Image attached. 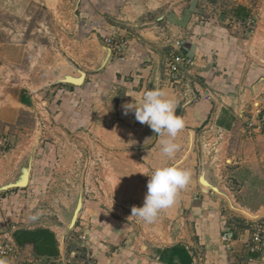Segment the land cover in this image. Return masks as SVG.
Instances as JSON below:
<instances>
[{
  "label": "rangeland",
  "instance_id": "1",
  "mask_svg": "<svg viewBox=\"0 0 264 264\" xmlns=\"http://www.w3.org/2000/svg\"><path fill=\"white\" fill-rule=\"evenodd\" d=\"M223 4L0 0V256L16 255L7 247L16 228L49 227L62 255L45 264H143V256L157 248L165 258L182 254V264L264 261V191H233L225 170L233 164L224 163L228 149L215 116L195 128V154L188 134L190 144L180 143L170 160L160 151L158 133L138 122L134 109L124 114L123 105L135 102L132 96L157 86L168 93L175 89L171 60L183 56L189 41L200 46L191 66L215 76L220 54L245 59L243 66H227L235 71L232 81L222 82L224 93L212 80L211 88L221 95L199 93L216 112L236 108L231 122L234 130L239 126L236 133L264 136V82L258 80L264 78V0L243 2L249 15L242 22L221 17ZM205 54L214 61L196 64ZM236 70L247 75L239 93ZM196 81L204 84L203 77ZM180 159L192 172L185 191L199 190L193 187L204 168L218 170L215 180L223 193L212 195L214 208L194 214V208L175 203L151 224L131 217L132 206L144 205L148 175ZM26 178L25 187L5 189ZM252 181L257 178L245 183ZM181 191L177 198L183 201ZM225 233L231 237L227 244Z\"/></svg>",
  "mask_w": 264,
  "mask_h": 264
},
{
  "label": "crops",
  "instance_id": "2",
  "mask_svg": "<svg viewBox=\"0 0 264 264\" xmlns=\"http://www.w3.org/2000/svg\"><path fill=\"white\" fill-rule=\"evenodd\" d=\"M219 1H221V3L224 2V4L226 5L225 6L223 4V8H222L223 11L220 14L221 17L224 18L229 17L233 21H241V22L247 20L249 12L247 10L246 4H243V2H248V0H219ZM195 45L196 44L190 43L189 41L183 44V55H187L191 57L194 61L195 59L199 58V57L196 58V56L200 50V46L197 47ZM220 48H222V46H220ZM226 54L227 53L220 54L218 58H215V61L217 62L218 66H220L218 69L220 71L219 76H215V74H211L212 73L211 71L208 72L207 69L205 70L203 68H200L199 66L198 67L190 66L185 68L181 67V71L179 72V75L177 76L176 79V82L179 83H177L178 85L174 87L175 89L169 91L170 95L174 96L179 102L176 110L177 114L181 115L185 120V128L179 133L177 137V142L180 144L185 141H188V145H189L190 140L189 139L187 140V135L188 134L189 136L192 135L193 141L191 143L192 148L190 152L192 151L193 153L191 152V154H195L194 151L197 148L196 143L198 141L197 138H195L196 136L195 128L202 127V125L207 124V122H209L211 117L212 119H214L213 117L215 116V120H213L214 125L217 128L223 129L224 131L223 135L225 137L224 142L226 143L227 145L226 147L228 149L225 155L227 157L223 156L225 157L224 163L226 165L233 164L232 166H230V168L225 169L226 172H228L227 178L229 177L228 179L230 183L233 184L234 182L235 184L233 185V191L236 193H243L245 189L246 191H249V187H250V191L261 193V191H264V189L261 190V187L264 185V136H255L252 139H248L244 137L242 133L241 134L239 132L236 133L237 131L236 129L239 126H237L235 130L233 129V127L231 128V122L235 116L233 115V112H236V108L232 109L231 111L229 110V108H224V110L216 112L215 109L213 110V108H210L211 104L210 102H208L207 97H202L201 93H199L204 91L205 94L207 93L206 96L208 94L212 96L221 95L216 93L213 85L211 88L210 85L212 82L209 81L212 80L219 82V84H221L222 86L220 93H222L224 91V85H222V82L226 81L227 83V81H232L231 76L233 75V71H235V69H232L227 66L245 65L244 62L245 59H242L240 57L231 58L226 56ZM145 57H148V54H145ZM208 57L210 60H208ZM212 60L214 61L212 56L205 54L203 60H201L200 62L199 60H197L195 63L196 64L200 63L201 65L202 64L207 65V63L210 64ZM221 67H226L225 68L226 70L224 71ZM260 70L262 73L261 75H264V68ZM259 71L258 69H256L257 73ZM236 72L239 71L236 70ZM237 75L238 76L237 78H235V80H237V83L239 82V86H237L236 91L239 93V87L241 84L240 82L245 81V79H247V75L243 71L237 73ZM254 75L257 76L254 73L252 76L253 79H254ZM200 77H203L204 84L198 85L196 83L197 82L196 80L198 79L200 80ZM258 80L261 81V83L263 84L264 78L261 77L258 78ZM252 85H253V89H255V85L254 84ZM201 86H204L205 88ZM242 88L243 86L240 87V90H242ZM226 89H227L225 92L226 94L228 93V90H232L231 88H229V85L226 86ZM249 92H250L249 93L250 96L254 95L253 91H249ZM240 109L241 108H239L238 110L240 111ZM178 161H180L179 162L180 164L184 162V160L181 159ZM234 164L236 165L234 166ZM244 164L246 167L244 166ZM204 169L205 171L203 172V178L200 179V177L202 176H199V178H197L198 183L196 182L195 187H193L194 190L196 189V187H198L199 190L196 192L193 190H188V191L183 190L181 191V195L183 194V198H182L183 201L177 198L175 202V203H179V205H181V208L183 207V209L186 210L194 208L193 209L194 214L195 213L197 214V212L199 213L204 212L206 208L208 209H210V207L214 208L215 201L212 195L218 191L222 192L218 186L219 182L217 184V179L215 180V178H217L218 170L216 171V169L213 168L212 169L204 168ZM222 173H224V171L221 172V174ZM231 177L233 178V182L231 180ZM250 178H257V182L252 181L251 184H246L245 180L250 181ZM221 187L225 193L228 191V189L224 188V186ZM191 196L193 197V199L190 198ZM198 217H201V215ZM20 231H27L29 234L27 236L30 237V240L25 241L24 240L25 238H21L20 236V241L22 243L20 244L17 243V241L14 238V235ZM8 244L10 245L7 247L13 248L16 255H14L11 252H8L5 256H0V258H6L10 262V264H20L24 260H30L33 258H38V260L40 259V261H42L45 264L58 260V258H60V256L62 255V247L59 242V239L55 234V232L49 227L16 228L14 231H12L9 234ZM150 251L152 254L149 255L151 256L149 255L143 256V260H144L143 264H182L180 261L182 254L176 255V252H173L171 256H169V254L166 255L167 257L169 256L170 258L169 257L165 258L164 252L159 248L151 249ZM184 257L187 258V260H189V257H187L186 255H184ZM187 260L185 259V263ZM256 260L259 259L256 258ZM249 261L250 262H248V264L250 263L255 264L253 263L254 260H249ZM263 262L261 264H263Z\"/></svg>",
  "mask_w": 264,
  "mask_h": 264
},
{
  "label": "clouds",
  "instance_id": "3",
  "mask_svg": "<svg viewBox=\"0 0 264 264\" xmlns=\"http://www.w3.org/2000/svg\"><path fill=\"white\" fill-rule=\"evenodd\" d=\"M132 97L135 102L123 105L124 114L134 109L136 120L158 133L161 153L170 160L174 159L181 147L177 137L185 128L184 118L176 111L178 100L159 86L145 91L139 98ZM148 176L150 179L144 205L132 206L131 217L151 224L158 220L162 211L175 204L179 192L190 183L192 172L177 162L156 167ZM0 264L10 262L0 258Z\"/></svg>",
  "mask_w": 264,
  "mask_h": 264
},
{
  "label": "built area",
  "instance_id": "4",
  "mask_svg": "<svg viewBox=\"0 0 264 264\" xmlns=\"http://www.w3.org/2000/svg\"><path fill=\"white\" fill-rule=\"evenodd\" d=\"M192 64V61H191V58L189 56H177L175 58H173L171 60V64H170V73H175V78L173 79H177L176 78V75L178 76L179 75V72L181 71V67L182 68H185V67H190ZM257 114H259V112H257ZM253 122H251L250 126L249 127H252L253 128ZM260 126L263 127V130H264V117L262 119V122H260ZM230 235L228 233H225L223 236H222V240L225 244L229 243L230 242ZM254 247H258V243H259V239L258 237H255L254 236ZM2 254H5V251H2L1 252ZM56 262V261H55ZM67 263L69 264L70 261H67ZM23 264H43L41 261H38V260H35V261H25Z\"/></svg>",
  "mask_w": 264,
  "mask_h": 264
},
{
  "label": "trees",
  "instance_id": "5",
  "mask_svg": "<svg viewBox=\"0 0 264 264\" xmlns=\"http://www.w3.org/2000/svg\"><path fill=\"white\" fill-rule=\"evenodd\" d=\"M27 235H29L27 231H20V232H18V233H16V234L14 235V238H15V240L17 241V243L20 244V243H22V242L20 241V236H21V238H25V239H24L25 241L30 240V237H28Z\"/></svg>",
  "mask_w": 264,
  "mask_h": 264
},
{
  "label": "water",
  "instance_id": "6",
  "mask_svg": "<svg viewBox=\"0 0 264 264\" xmlns=\"http://www.w3.org/2000/svg\"><path fill=\"white\" fill-rule=\"evenodd\" d=\"M27 185V178L26 179H24V181L23 182H19V183H15V184H11L10 186H7V187H5V189L6 188H23V187H25ZM79 206V205H78ZM80 207V206H79Z\"/></svg>",
  "mask_w": 264,
  "mask_h": 264
},
{
  "label": "bare ground",
  "instance_id": "7",
  "mask_svg": "<svg viewBox=\"0 0 264 264\" xmlns=\"http://www.w3.org/2000/svg\"><path fill=\"white\" fill-rule=\"evenodd\" d=\"M83 80H84V79H83ZM23 181H24V180H23ZM23 181H22V182H23ZM27 181H28V180H27ZM204 183H205V182H204ZM78 209H79V206H78ZM76 212H77V211H76Z\"/></svg>",
  "mask_w": 264,
  "mask_h": 264
}]
</instances>
